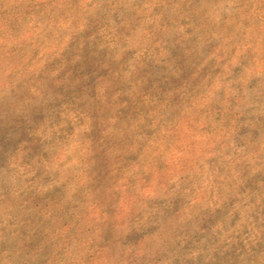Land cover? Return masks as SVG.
I'll return each instance as SVG.
<instances>
[{"label": "rangeland", "instance_id": "1", "mask_svg": "<svg viewBox=\"0 0 264 264\" xmlns=\"http://www.w3.org/2000/svg\"><path fill=\"white\" fill-rule=\"evenodd\" d=\"M0 264H264V0H0Z\"/></svg>", "mask_w": 264, "mask_h": 264}]
</instances>
